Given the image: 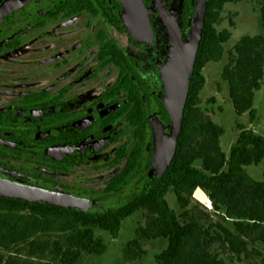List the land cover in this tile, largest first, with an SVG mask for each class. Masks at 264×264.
<instances>
[{"label":"flooded vegetation","instance_id":"flooded-vegetation-1","mask_svg":"<svg viewBox=\"0 0 264 264\" xmlns=\"http://www.w3.org/2000/svg\"><path fill=\"white\" fill-rule=\"evenodd\" d=\"M187 1L141 0L143 41L119 0H0V179L105 212L133 201L170 132L164 20L184 39Z\"/></svg>","mask_w":264,"mask_h":264},{"label":"trees","instance_id":"trees-1","mask_svg":"<svg viewBox=\"0 0 264 264\" xmlns=\"http://www.w3.org/2000/svg\"><path fill=\"white\" fill-rule=\"evenodd\" d=\"M241 1L208 0L176 152L164 174L148 182L133 201L103 213L0 197V264H81L85 255L100 257L107 247L97 231L115 240L122 222L137 212L145 214V224L124 250L130 261L146 255L143 242L164 240L167 247L155 256L157 264H225L223 252L238 261L260 256L264 264V181L245 170L264 162V137L238 125L237 140L226 156L220 148L225 131L200 111L198 98L205 85L203 69L221 61L231 38L227 29H217L220 15L226 5ZM256 1L262 34L241 38L221 73L234 113L248 115L251 123L264 79V0ZM198 188L206 194L211 213L189 209ZM170 190L183 210L180 217L166 200Z\"/></svg>","mask_w":264,"mask_h":264},{"label":"rangeland","instance_id":"rangeland-1","mask_svg":"<svg viewBox=\"0 0 264 264\" xmlns=\"http://www.w3.org/2000/svg\"><path fill=\"white\" fill-rule=\"evenodd\" d=\"M231 23L233 26H231ZM217 29H227L231 34V38L224 46L225 54L221 61L209 63L203 69L205 85L198 98L200 111L210 118L213 123L224 129L225 134L220 138V148L228 156L229 150L239 134L238 125L251 129L257 135L264 137V79L261 90L256 94L254 103L256 119L252 123L248 115L236 116L228 97L227 85L221 79L222 70L228 62V54L233 46L243 37H254L262 34L257 1L243 0L237 4L226 5L220 15ZM245 170L252 179L264 181V162L256 167H246ZM166 200L171 210L180 217L183 210L180 208L172 190L168 191ZM189 209H194L197 214L211 213V204L208 198L200 201L194 196ZM211 217L214 221L218 220V217L213 214H211ZM144 224L145 214L137 212L122 222L118 238L115 240L109 234L97 231V236L104 241L107 247L106 252L100 257L85 255L81 264H157L155 256L166 249L167 241L143 242L142 250L146 252V255L139 260L130 261L124 257L127 243L134 239L136 229L144 226ZM258 249L262 250L263 246H259ZM220 255L225 260V264H262L260 256L254 255L251 258H242L241 261H238L227 252Z\"/></svg>","mask_w":264,"mask_h":264},{"label":"water","instance_id":"water-1","mask_svg":"<svg viewBox=\"0 0 264 264\" xmlns=\"http://www.w3.org/2000/svg\"><path fill=\"white\" fill-rule=\"evenodd\" d=\"M124 8L122 21L131 35L137 40L151 41L152 32L147 11L141 0H119ZM208 0H197L189 24V32L184 40L171 19L164 20L168 43V57L160 68V76L165 89L164 105L170 120L168 135L157 136L153 167L156 176L161 177L168 169L176 152L181 130L184 108L189 92L190 77L201 40ZM200 201L207 199L206 194L197 189L194 193ZM0 197L16 199L28 203L42 204L58 208L76 210L82 213H103L94 209L91 203L69 195H60L38 189L28 188L0 179Z\"/></svg>","mask_w":264,"mask_h":264}]
</instances>
